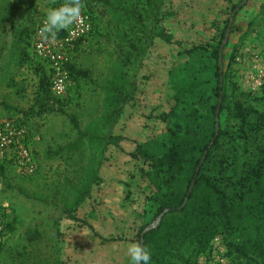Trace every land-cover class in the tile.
Returning <instances> with one entry per match:
<instances>
[{
	"label": "rangeland",
	"instance_id": "rangeland-1",
	"mask_svg": "<svg viewBox=\"0 0 264 264\" xmlns=\"http://www.w3.org/2000/svg\"><path fill=\"white\" fill-rule=\"evenodd\" d=\"M16 1L0 0V122L24 121L37 168L28 175L11 163L0 174L4 242L0 264H54L57 259L63 264H129L127 245L150 222L151 214L144 211L154 192L142 172L143 159L131 153L138 144L154 142L167 132L169 123L158 115L173 107L175 96L186 101L188 109H198L203 119L209 116L216 88L212 52L232 16L222 73L227 74L229 94L236 85L256 103L264 87V0H248L243 7V0H120L140 11L150 30L163 28L172 43L153 37L127 19L110 25L109 15L100 6H86L93 31L87 39L72 44L69 65L87 76H71L58 102L63 112L42 114L35 102L44 71L36 61L27 59L17 65L11 60L14 39L21 32L24 38L28 36L47 10L67 0ZM235 5L240 9L231 16ZM197 44H208L209 49L186 53ZM110 70L119 72L118 86L131 95L122 105L123 112L111 115L106 127L108 135L122 139L106 148L103 142L77 143L79 130L70 115L83 128L98 113L105 96L100 85ZM103 110L110 112L111 108ZM259 140L264 143V131ZM102 154L99 182L91 185L88 196L73 209L80 220L69 219L60 198L69 194L70 184L80 182L82 169L102 159ZM22 191L50 201L27 197ZM219 236L227 247L226 264H232L228 245ZM217 258L219 253L212 254L209 248L198 261L220 264Z\"/></svg>",
	"mask_w": 264,
	"mask_h": 264
},
{
	"label": "trees",
	"instance_id": "trees-1",
	"mask_svg": "<svg viewBox=\"0 0 264 264\" xmlns=\"http://www.w3.org/2000/svg\"><path fill=\"white\" fill-rule=\"evenodd\" d=\"M81 3V12L90 18L92 16L85 7L98 5L104 15H109L110 25L116 26L127 19L153 37L173 42L172 36L163 28L150 30L143 14L130 3L124 4L120 0H81ZM238 6H233L231 16ZM229 23L230 17L212 52L216 88L209 116L203 119L198 109H188L187 102L175 96L173 107L158 115V118L169 123L167 132L154 142L138 144L131 153V156L143 159L146 167L142 172L154 186L144 211L151 214L150 222L166 208L170 209L156 228L142 237L148 222L137 234L136 241L147 246L152 254L151 264H200L199 255L211 248V242L218 234L224 237L228 245L232 264H264V143L259 140V135L264 131V87L256 103L248 99V93L239 92L236 85L228 93L227 74L221 72L219 59ZM38 25L25 38L23 32L14 33L11 60L17 65L27 59L33 60L43 69L35 102L37 112H63L58 106L63 97H55L51 91L49 68L32 52ZM92 31L93 23L87 36L76 41L87 39ZM65 32L62 30L59 33ZM121 41L124 42L123 39ZM129 45L133 47L134 43ZM208 49V44H197L187 49L186 53L191 55L195 51ZM68 69L72 77L75 74L87 76L86 72L72 65H68ZM118 75L117 70H110L102 80L100 87L105 93L102 106L85 127L80 126L76 116L70 115L72 123L79 130L77 143L85 140L103 142L106 148L122 139L121 136L106 133V127L111 124V115H120L122 105L131 100V95L118 86ZM107 106L111 108L110 112L103 110ZM16 121L24 122L21 118ZM103 161L104 154L99 161L84 167L80 182L70 184L69 194L60 198L62 211L69 219L80 220L73 209L88 196L91 185L99 182L97 170ZM9 164L7 160L0 162V174ZM194 179L193 191L188 196ZM22 193L46 203L50 201L49 197L36 193ZM115 239L109 238L108 241ZM54 264L63 262L57 259Z\"/></svg>",
	"mask_w": 264,
	"mask_h": 264
},
{
	"label": "built area",
	"instance_id": "built-area-1",
	"mask_svg": "<svg viewBox=\"0 0 264 264\" xmlns=\"http://www.w3.org/2000/svg\"><path fill=\"white\" fill-rule=\"evenodd\" d=\"M44 18L36 29L32 52L50 70L51 91L55 97H63L69 87L70 62L69 49L72 44L87 36L92 29L91 18L81 12L77 21L66 29L64 34L56 33L55 37L45 36L40 33ZM258 85H262L261 82ZM28 131L23 124L13 119H5L0 122V162L7 160L17 165L22 172L31 175L35 173L37 164L34 152L27 142ZM3 241V225L0 220V243ZM212 254L219 253L217 261L226 264V245L221 242V237L216 235L211 242ZM215 258V255H214Z\"/></svg>",
	"mask_w": 264,
	"mask_h": 264
},
{
	"label": "clouds",
	"instance_id": "clouds-1",
	"mask_svg": "<svg viewBox=\"0 0 264 264\" xmlns=\"http://www.w3.org/2000/svg\"><path fill=\"white\" fill-rule=\"evenodd\" d=\"M81 8V0H67L65 4L47 10L40 33L46 37H55L56 33L68 29L79 19ZM126 255L129 264H151L152 261L150 250L140 241L130 242L126 248Z\"/></svg>",
	"mask_w": 264,
	"mask_h": 264
},
{
	"label": "water",
	"instance_id": "water-1",
	"mask_svg": "<svg viewBox=\"0 0 264 264\" xmlns=\"http://www.w3.org/2000/svg\"><path fill=\"white\" fill-rule=\"evenodd\" d=\"M247 2H248V0H243V1H242V6H243L244 4H246ZM239 9H240V6L237 7L236 11L239 10ZM233 19H234V16H232V17L230 18L229 28H228V30H227V33H226V35H225V37H224V40H223V42H222V46H221V55H220V59H219V64H220V67H221V72H222V52H223L224 47H225V45H226V43H227L228 36H229V32H230V27H231V25H232ZM218 114H219V111H217V115H218ZM216 131H217V132L219 131V121H218V117H217V123H216ZM198 171H199V168H198L197 172H198ZM194 184H195V179L192 181V184H191V186H190V190H189L188 196L191 195V193H192V191H193ZM186 202H187V200L185 201V203H186ZM169 210H170V209L166 208V209L164 210V212H162V213L157 217V219L155 220V222H154L153 224H151V225L145 227V229H144L143 232H142V237H143V236L145 235V233L148 232L149 230H151V229H153V228H156V227L159 225V223L161 222V220H162L164 214H165L166 212H168Z\"/></svg>",
	"mask_w": 264,
	"mask_h": 264
}]
</instances>
